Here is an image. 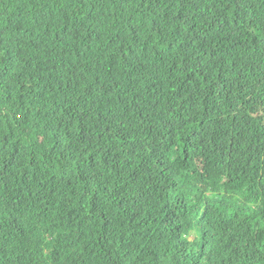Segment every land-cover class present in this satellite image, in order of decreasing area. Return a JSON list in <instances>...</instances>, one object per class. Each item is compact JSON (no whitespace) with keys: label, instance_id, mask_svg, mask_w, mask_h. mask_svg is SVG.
I'll use <instances>...</instances> for the list:
<instances>
[{"label":"trees","instance_id":"1","mask_svg":"<svg viewBox=\"0 0 264 264\" xmlns=\"http://www.w3.org/2000/svg\"><path fill=\"white\" fill-rule=\"evenodd\" d=\"M0 264H264V0H0Z\"/></svg>","mask_w":264,"mask_h":264},{"label":"clouds","instance_id":"2","mask_svg":"<svg viewBox=\"0 0 264 264\" xmlns=\"http://www.w3.org/2000/svg\"><path fill=\"white\" fill-rule=\"evenodd\" d=\"M187 242H193L196 244V247L199 248V252H203L204 245L202 242V234L198 231H192L186 234Z\"/></svg>","mask_w":264,"mask_h":264}]
</instances>
